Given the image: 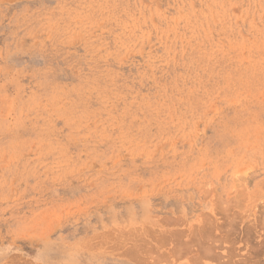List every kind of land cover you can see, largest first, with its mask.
<instances>
[{
  "label": "rangeland",
  "instance_id": "rangeland-1",
  "mask_svg": "<svg viewBox=\"0 0 264 264\" xmlns=\"http://www.w3.org/2000/svg\"><path fill=\"white\" fill-rule=\"evenodd\" d=\"M0 264H264V0H0Z\"/></svg>",
  "mask_w": 264,
  "mask_h": 264
},
{
  "label": "bare ground",
  "instance_id": "bare-ground-1",
  "mask_svg": "<svg viewBox=\"0 0 264 264\" xmlns=\"http://www.w3.org/2000/svg\"><path fill=\"white\" fill-rule=\"evenodd\" d=\"M199 242H200V241H199ZM200 243H201V242H200ZM202 244H203V243H202ZM202 244H201V245H202ZM198 246L200 247V245H198ZM200 249H201V247H200ZM200 252H201V251H200Z\"/></svg>",
  "mask_w": 264,
  "mask_h": 264
}]
</instances>
